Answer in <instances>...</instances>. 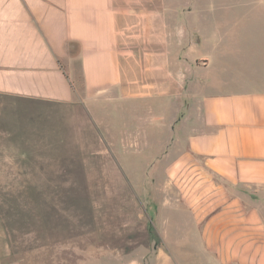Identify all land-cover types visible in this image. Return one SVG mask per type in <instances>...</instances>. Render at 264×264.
<instances>
[{
    "label": "crops",
    "instance_id": "crops-1",
    "mask_svg": "<svg viewBox=\"0 0 264 264\" xmlns=\"http://www.w3.org/2000/svg\"><path fill=\"white\" fill-rule=\"evenodd\" d=\"M168 15L169 32L157 0H0V177L27 175L46 123L59 144L103 128L122 150L139 145L125 132L157 129L170 235L199 242L203 264H264V0H186ZM79 151L108 161L102 146ZM49 190L3 189L49 235L16 213L0 220V264H97L80 237L54 232Z\"/></svg>",
    "mask_w": 264,
    "mask_h": 264
},
{
    "label": "rangeland",
    "instance_id": "rangeland-1",
    "mask_svg": "<svg viewBox=\"0 0 264 264\" xmlns=\"http://www.w3.org/2000/svg\"><path fill=\"white\" fill-rule=\"evenodd\" d=\"M184 1L186 2L157 0L158 27L162 25L160 21L167 17L163 27L169 32L171 25L168 12ZM170 48L171 46L167 48L169 53ZM200 53L199 50L198 54ZM153 105L149 106L157 109V99ZM171 105L175 107V104ZM171 105L169 103V108ZM147 111L150 110H145L141 117L157 116L156 111ZM45 126L48 130L43 133L49 135L50 144L35 143L34 152L41 157L29 164L27 175L0 177L1 221L13 219L11 215L16 213L18 218H24L32 229L38 227L40 232L36 234V239L44 240L49 235L43 232L47 226L46 221L26 210L30 205L25 198L18 202L17 199L14 200L15 195L2 191L7 188L13 193L21 186L49 188V200L54 203L53 200L56 199V203L41 208L57 220L54 232L66 237H80L81 249L96 253L97 264H175L169 257L171 252L179 264H203L196 252L200 247L199 242L187 243L179 236L170 235V210L159 208L164 191L169 190V184H166L167 180L160 172L164 163L159 162L158 158L166 147L157 146V129L143 130L134 127L127 131V138L125 132V142H130L132 138V141L139 142V145H131L122 150L120 146L113 145L108 136H111L113 131L109 132L103 128L91 131L85 128L75 129L72 132L74 134H71L68 129L69 135L66 139H81V145L76 147L59 144L61 138L65 139L62 129L48 127L49 123ZM88 138L95 144L86 141ZM101 146L103 151L106 148L108 161H104L103 155L83 156L82 160L74 154L79 149L80 153L87 154L91 149ZM184 148L178 146L176 150L181 151ZM27 191L28 188L23 190L25 193H28ZM7 197L10 201H6ZM9 203L15 204L10 206ZM159 211L163 214L160 220L166 219L164 228L169 232L167 235L157 224L160 222L157 220ZM62 237L64 236L57 238Z\"/></svg>",
    "mask_w": 264,
    "mask_h": 264
},
{
    "label": "water",
    "instance_id": "water-1",
    "mask_svg": "<svg viewBox=\"0 0 264 264\" xmlns=\"http://www.w3.org/2000/svg\"><path fill=\"white\" fill-rule=\"evenodd\" d=\"M15 264V263H14Z\"/></svg>",
    "mask_w": 264,
    "mask_h": 264
}]
</instances>
